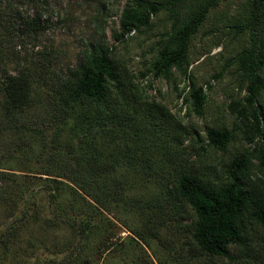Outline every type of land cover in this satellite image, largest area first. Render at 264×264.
Masks as SVG:
<instances>
[{
	"label": "rangeland",
	"instance_id": "1",
	"mask_svg": "<svg viewBox=\"0 0 264 264\" xmlns=\"http://www.w3.org/2000/svg\"><path fill=\"white\" fill-rule=\"evenodd\" d=\"M139 1L167 0H0V82L25 72L32 84L19 122L0 112V264H264L259 229L248 250L230 246L231 259L202 253L194 211L173 189L186 172L222 185L243 155L249 180L264 184L262 140L236 111L247 95L238 58L251 42L233 26L246 21L251 0H179L124 31L122 13L143 10ZM203 2L206 17L187 49L188 74L205 96L198 113L187 77L157 62ZM106 50L118 82L89 106L101 120L94 129L83 126L91 119L81 118L85 102L66 98L79 68ZM259 76L264 109V67ZM209 129L231 133L225 148L209 144ZM83 135L90 141L82 148ZM77 167L89 173L91 195L71 184ZM78 225H87L85 239Z\"/></svg>",
	"mask_w": 264,
	"mask_h": 264
},
{
	"label": "trees",
	"instance_id": "2",
	"mask_svg": "<svg viewBox=\"0 0 264 264\" xmlns=\"http://www.w3.org/2000/svg\"><path fill=\"white\" fill-rule=\"evenodd\" d=\"M178 2L179 0H167L163 4H158L152 1H139L143 10L126 8L123 11L124 31L146 26L151 16L156 15L163 8L175 6ZM208 6L209 3L203 2L192 10L187 20L171 36L174 48L164 46L159 52L160 59L157 62L159 70L169 71L171 67H175L187 77L190 90L188 100L198 113H201L205 96L201 88H196L195 82L188 74L187 49L188 39L204 21ZM249 12L246 21L233 26L236 34L247 32L251 42L250 48L242 52L238 58L240 74L247 82V95L246 106L236 111L240 117L250 118L255 124L252 139L259 137L263 143V148L256 159L264 168V109L257 101L261 82L259 70L264 67V0H251ZM110 53L111 50H106L93 58L89 64L81 66L67 92L66 103L85 102L86 107L88 106L81 114L83 120L89 119L88 114L91 116L89 106L106 99L108 84L118 82L117 70ZM0 87H2L0 112L19 122L17 109L20 111L23 109L32 89L29 74L22 72L18 75H8L0 82ZM100 122L99 118L91 116L88 123H84L83 126L94 125L95 129ZM88 137L86 135L81 137L79 145L82 148L87 146L86 142L89 143ZM231 138V133L226 130L207 131L209 144L216 148H225ZM93 150L94 148L89 146V151ZM87 154L89 152L85 151L82 156ZM88 161L87 158L82 159L83 164ZM250 164V158L245 155L234 158L227 168V182L217 186L191 172L183 173L177 178L173 189L176 195L194 211L192 237L202 253L231 259L230 246L248 250L253 243L252 235L257 233V229L261 231L259 236L264 248V184L260 179L249 180ZM81 169L80 167L74 169L77 171L70 178L71 184L81 192L91 195L90 189L84 184V178L89 173L78 172ZM78 226L84 232L81 239H85L87 225ZM80 264L93 263L90 258H84Z\"/></svg>",
	"mask_w": 264,
	"mask_h": 264
}]
</instances>
